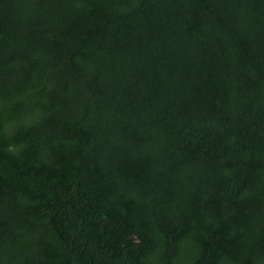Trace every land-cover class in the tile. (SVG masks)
<instances>
[{"label":"trees","instance_id":"1","mask_svg":"<svg viewBox=\"0 0 264 264\" xmlns=\"http://www.w3.org/2000/svg\"><path fill=\"white\" fill-rule=\"evenodd\" d=\"M0 264H264V0H0Z\"/></svg>","mask_w":264,"mask_h":264}]
</instances>
